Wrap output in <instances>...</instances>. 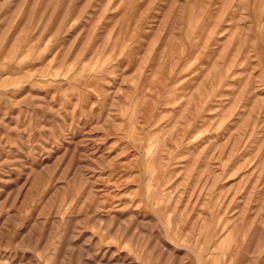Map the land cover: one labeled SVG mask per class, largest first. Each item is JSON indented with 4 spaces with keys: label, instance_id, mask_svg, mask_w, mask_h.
I'll list each match as a JSON object with an SVG mask.
<instances>
[{
    "label": "rangeland",
    "instance_id": "1",
    "mask_svg": "<svg viewBox=\"0 0 264 264\" xmlns=\"http://www.w3.org/2000/svg\"><path fill=\"white\" fill-rule=\"evenodd\" d=\"M0 264H264V0H0Z\"/></svg>",
    "mask_w": 264,
    "mask_h": 264
}]
</instances>
